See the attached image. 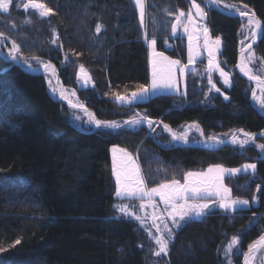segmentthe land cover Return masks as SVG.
Here are the masks:
<instances>
[{"label":"trees","instance_id":"trees-1","mask_svg":"<svg viewBox=\"0 0 264 264\" xmlns=\"http://www.w3.org/2000/svg\"><path fill=\"white\" fill-rule=\"evenodd\" d=\"M25 1L12 0L8 13L0 11V33L16 43L23 61L35 57L51 63L61 84L74 89L96 119L120 124L147 116L173 130L195 123L206 138L232 130L252 136L264 131V112L250 97L253 84L235 70L243 21L212 9L208 0L195 2L206 12L210 34L221 37L219 58L232 84L217 83L227 99L217 92L206 96V79L191 71L185 94H158L131 104L117 101L115 94L147 85L145 34L159 51L185 60L184 40L172 39L171 28L193 0H145L143 25L133 0H41L53 10L46 17L23 9ZM216 2L225 11L236 12L224 6L235 5L261 21L263 35L253 50L264 78V0ZM165 43L174 46L167 49ZM81 65L92 78L90 88L77 87ZM70 115L68 105L49 94L42 74L0 56V264H227L220 249L232 237L238 238L239 251L229 264H241L248 246L264 235V152L256 146L264 137L243 147L167 145V136L150 135L143 125L83 130ZM112 146L137 151L150 187L194 169L255 163L254 173L225 182L233 197L257 203L212 209L186 221L175 231L167 257L157 258L143 229L116 213ZM258 254L264 264V249Z\"/></svg>","mask_w":264,"mask_h":264},{"label":"snow or ice","instance_id":"snow-or-ice-1","mask_svg":"<svg viewBox=\"0 0 264 264\" xmlns=\"http://www.w3.org/2000/svg\"><path fill=\"white\" fill-rule=\"evenodd\" d=\"M12 0H0V11L3 13L9 12L10 4ZM210 3L215 4L216 0H210ZM136 6L140 10L141 23H143L144 17V4L143 0H135ZM218 6V5H217ZM232 10H235L239 16L248 17L247 25L244 26V29H251V37L253 41L256 39L258 30L261 28V22L255 18L254 14L249 16L247 11L241 10L235 5H224ZM25 9H34L38 11L39 16L46 17L49 14H52L53 10L41 0H28L27 3L23 5ZM192 8L195 9V15L204 18L206 15L204 10L200 7V4L196 3L193 0ZM185 13L181 11L179 15L176 16V24L172 25L173 34H175L177 26L180 23L181 17ZM189 25H192V32L196 31L194 25V19L191 9L187 14ZM101 28L97 25V32H100ZM243 30V29H242ZM184 31L189 33V44H188V60L189 63L193 62L195 56L200 55L201 45L198 43L200 36H193L192 32H189V27L186 25ZM202 35L204 37L203 48L208 52V83L215 89L217 92L220 91L219 88H216V85L213 83L211 73L213 71H218L220 76L223 78L224 84H229V74L220 67L219 63L216 61L215 53L220 45L219 38L212 40L208 34V29L204 27L202 29ZM145 39L151 48V54L149 58V63L152 69V82L150 88H145L144 85H140L137 91L131 93V96L115 94V99L121 103L131 104L134 101L140 100L146 95L149 90L156 91L159 89H176L179 91V87L176 81V71L177 65H180L179 60H172L169 57L165 56L163 52L156 51V40L151 39L147 40V34H145ZM247 39V37H246ZM196 40L197 43H193ZM3 42V33H0V43ZM53 43H56L54 40ZM243 44L244 42L241 41ZM245 48H241V62L238 65L240 71L252 81H255L257 86L260 88L262 95L257 97L255 90L253 91V98L258 100L261 103V106H264V79H261L260 75H252L251 70L248 68V63L245 61ZM20 51L19 47L15 42L12 43V48L9 52L12 60H16V53ZM247 51L249 53L247 61L250 62L254 55L252 53V45H247ZM36 59L37 64L41 65L46 73H51L52 76H55V67L51 64H45L43 61ZM24 63H28L27 60ZM184 67H180L179 71L181 74L184 72ZM80 73L84 82L87 83L90 80V76L87 71L84 69L83 65L80 66ZM51 86V80H49ZM55 91V89H53ZM61 97H64V92H60ZM74 95V93H73ZM227 99V97H225ZM73 108H81L87 113V109L83 108V105L71 104ZM89 116V122L95 124L97 128H119L121 125L115 121H102L96 119L93 113H87ZM79 119V117H77ZM147 123L149 128L153 131L154 121L148 119L147 116H141L139 118H133L131 120L125 121V124L128 125H139L141 123ZM166 131L171 132L167 124L163 125ZM198 127V126H197ZM243 131V130H240ZM247 139L239 140L235 135H233L232 143L239 144L241 146L247 144L249 140L253 139L251 133H243ZM173 139L186 140L187 135L177 136L175 133H172ZM215 139V138H212ZM262 150H264V144L259 145ZM255 164H246L243 166V169H225L222 166L209 167L206 172H187L183 175V183L180 180L172 178L170 181H165L159 183L155 187H147L145 183V178L141 173L139 165L136 163L135 159L131 153L127 150L113 147L112 148V174L115 177V196L117 198H129V199H139L141 203L139 204L140 211H144L146 208L152 209L150 213H147V219H150L152 222V227L156 229L159 235H153L150 230L149 236L155 240L156 244L159 246V250L155 253L160 255L161 253L167 254L168 250V240L164 238L163 233H167L168 237H172V229L168 227L167 222H165V214L167 218L172 221L174 227H180L181 221H185V218L191 219L192 216L200 217L205 214V210L209 209V203H204L201 201L205 200H216L218 199V206L226 210H235L236 206L239 205H248L247 200L239 199H230L231 190L224 186L223 178L224 173L227 172L229 175L236 174L240 171H247L248 169L255 170ZM159 198V202L163 204V212L157 203L156 198ZM120 212L126 215H135V213L130 212L127 205L117 204L114 205ZM135 218L145 224V217L136 215ZM160 221V223H157ZM163 224V229L161 228ZM15 243H19L17 240ZM238 243L236 237L232 238V241L228 245V248L225 250L226 255L233 250V246ZM264 249V235L259 236V238L248 246V251L243 253L244 255V264H251V259L255 252L258 250ZM4 249H0L3 251Z\"/></svg>","mask_w":264,"mask_h":264},{"label":"rangeland","instance_id":"rangeland-1","mask_svg":"<svg viewBox=\"0 0 264 264\" xmlns=\"http://www.w3.org/2000/svg\"><path fill=\"white\" fill-rule=\"evenodd\" d=\"M133 1L135 3V0H133ZM27 2L28 1H25V3H27ZM144 3H145V0H143V4ZM192 3L193 2H191L190 9H191L192 14H193L194 25H195L196 31L192 32V25H189V21H188V18H187V14H188V12L190 10L189 9L187 12H184L185 15L183 17H181L180 23L177 26V29H176V32H175L176 33L175 34L176 37H181L184 40L185 60L182 61L178 57H170L166 53H164V55L169 57L170 59L179 60L180 61V65L176 66L177 67L176 81H177V84H178V87H179V91H177L176 89H159V90H156V91L149 90V92L146 95H144V97L142 99L134 101L133 103H139V102H142V101H146L150 97L156 96L158 94H185L186 74L188 72H191V71L198 73L200 75V77L204 78V80L206 79L208 87H206L207 85H205V84H203V86H202V91H204L206 96H209L210 94H212L214 92H217L208 83V75H209V73L207 71V69H208V52H207V50L205 48H203L204 37L202 35V28H201L202 26L203 27L205 26V18L206 17L201 19L200 17L196 16L195 15V9L192 8ZM208 5H209V3H208ZM22 8L25 9L24 7H22ZM137 11H138V15H139V21L141 23L140 10H139L138 7H137ZM180 12L181 11H179L177 15H179ZM247 20H248V18L242 19L243 22H242V26H241V30H240V42H239L240 43V49L242 47H245L251 41H253V39L251 37V29H244V26L247 25ZM176 23H177V21H176V18H175V21H174L173 24H176ZM141 24L142 25L144 24V17H143V23H141ZM186 25L189 27V32H192L193 36H196V35L200 36L199 41H198V43L201 45L200 55L195 56L192 63H189V60H188V44H189L188 37H189V33L184 31V27ZM208 34H209V36L211 37L212 40H215L216 38H219V40H220V45H219V47H218V49H217V51L215 53V58H216V61L219 63L220 67L223 68V70L229 74V80H230L229 84H224L223 78L220 76L219 72L218 71H213L211 73L213 83L216 85V88H219V84L217 82H219L221 84L222 88L223 87L224 88H229L231 86V84H232L231 75L221 65L220 58H219V54H220L221 47H222L221 37L212 36L209 31H208ZM258 34H259V30H258ZM258 34H257V36H258ZM246 37H247V39H246ZM6 38H8V37L3 35V42L0 43V56H2L5 60L11 62L12 64H15V65L21 67L22 69H24L25 71H28V72H39L43 68L41 65L37 64L36 59H33L34 57H29V58H31L32 61H28L27 64L24 63V61L22 60L23 57L21 56V52L16 53V56H17L16 60H12L11 56L9 55V52H10V50L12 48V43L13 42L9 38H8V40ZM241 41H243L244 43L242 44ZM193 43L195 44V43H197V41L194 40ZM173 46L174 45H172V44L169 45V43H165V48H167V49H170ZM146 47H147L148 83L145 86V88H150V85H151V82H152V69H151V65L149 63V58H150V54H151V48L149 47V44H148L147 41H146ZM155 47H156V45H155ZM156 51L162 52V51H159L157 48H156ZM252 53L254 55V58L250 62L247 61V57L249 55L248 51H246L244 53L245 61L248 63V68L251 70V74L252 75H260V77L262 78V66H261V63H260L258 57L256 56L255 51L253 50V48H252ZM43 63H45V62H43ZM45 64H51V63H45ZM183 66H186V67H184V72H183V74H181L180 71H179V68L183 67ZM87 73L90 76L88 71H87ZM242 74H244V73H242ZM42 75L45 78L48 92L53 98H57L59 100H65V101H67L69 103L71 102V104L80 105V103L77 100V96H76V93H75L74 89L63 86L61 84V81L59 80V77H57L56 71H55V76H52L51 73H46L44 70L42 72ZM49 80H51V86L49 84ZM76 84H77V87L81 88V89L90 88L93 85L91 76H90V80L87 83L84 82V79L82 78V74L80 73V66H79V68L77 70ZM53 89H55V91H53ZM254 90L256 92L257 97H260L262 95L261 90L257 86V84H253V87L250 90L251 100H252L253 104L258 109H260L261 111L264 112V106H261V103L258 100L253 98V91ZM61 91L64 92V97H61V95H60ZM73 93H74V95H73ZM217 93L222 94V96L224 98L227 97V95L224 94L221 90L219 92H217ZM127 96H131V93L129 95H127ZM81 105H83V104H81ZM68 108L70 109V114H71L70 115V121H71V123L74 126L80 128V129H83V130H90V129H93V128H97L95 126V124L89 122V116H88L87 113H91L90 111H87V113H86L81 108H73L71 106L70 107L68 106ZM77 117H79V119H77ZM142 125L147 128L148 134H150V135H152L154 132H159V133L167 136L168 137L167 145H170V144L171 145H177V144L180 145L182 143L190 144V146L191 145H204L205 142L209 141L210 143L208 144V147L211 148V147L219 146L220 144L218 143V141H221L223 143H227V144H230L232 146L243 147L244 145L241 146L239 144H233L231 142L232 138H233V135H235L239 140L247 139V137H245L243 132L240 131V130H232V131H229V132H227L225 134L218 135L216 137L215 136H210V137L206 138V137H204L202 135L199 127H197V125L195 123H186V124L178 127L177 129H174V130L170 128L172 130L171 132L166 131L164 129V127L162 125L158 124V123H156V124L154 123L153 124V128L155 129L154 131L151 128H149V126L147 125L146 122L145 123H141L139 125H128V127L137 128L138 126H142ZM157 125H159V127ZM100 128L101 129L114 130L113 128H105V127H100ZM172 133H175L177 136H183V135L186 134L187 135V139L186 140L173 139ZM260 137H264V132L260 134ZM212 138H215V139H212ZM259 145H261V144L260 143L256 144L257 148L261 151V153H263L264 150H262L260 147H258ZM117 147H119V146H117ZM119 148H122V147H119ZM122 149H125V148H122ZM125 150H127V149H125ZM127 151L132 154L133 159H135L136 163L139 165V167L141 169V173L143 175V171H142V167H141V164L139 162V159H138L137 151H134V152L133 151H129V150H127ZM246 164H255V163H252V162L244 163L243 165H241L240 167H237V168L243 169V166L246 165ZM205 169H194V170H190V171L191 172H200V171H204ZM254 171L252 169H248L247 171H243L241 173H254ZM187 172H189V171H187ZM187 172H185V173H187ZM241 173H239V174H241ZM183 175L180 178H178V180H180L181 183L183 182ZM234 176H236V175H234ZM112 177H113L114 185H115V188H116L115 177L113 176V174H112ZM227 177H230V176H227ZM227 177H224V185H225V187L229 188V186L225 182V179ZM145 183H146V181H145ZM146 185H147V183H146ZM147 187L151 188L148 185H147ZM153 187H155V186H153ZM114 198H115V204L114 205H117V204L127 205L128 208H129V211L135 213V215H126V214L120 212L116 207H114L115 210H116V213L118 215H120V216H124V217H127L129 219L134 220L138 224V226L141 229H143V231L147 234L149 240L151 241L153 254L157 258H160V257H162V258L165 257L166 258L167 254H165V253H161L160 255H156L155 254L159 250V246L156 244L155 240L152 239L151 236H149V231L148 230H150L153 235H159L160 234V233H157L156 229L152 227L151 220L147 219V216H146V214L150 213L152 211V209L146 208L144 211H140V209H139V204L141 203L140 200H138L135 203L134 202H123L121 200V198H117L115 196V191H114ZM230 199L247 200V199H244V198L233 197L232 193H231ZM156 200H157V203H158V205H159V207L161 209V212H163V204L159 202V198L158 197L156 198ZM247 201L249 202L248 205H239V206H236L235 209L247 208V207L250 206V204H256L257 203L256 199H254V198L253 199H248ZM201 202L206 203V200L205 201H201ZM207 203H209L210 207H209V209L205 210V214L208 211L212 210L213 209L212 207L220 208L218 206V201L215 204H213L211 201H209ZM220 209L221 210H226V209H222V208H220ZM229 210L232 211L231 209H229ZM205 214L201 215L200 217H196V216L193 215L191 219H200ZM136 215L145 217V224L142 225L141 222L138 221L135 218ZM188 220H190V219H188L186 217L185 221H181V226ZM165 222H167L168 227L172 229V233H173L171 238L168 237L166 232L163 233L164 238L168 240V248H169V245H170V243H171V241L173 239L174 233L179 227L178 228L174 227L173 224H172V221L169 218H167L166 214H165ZM157 223H160V221H157ZM161 228L163 229V224H161ZM232 238H230L220 249L221 258L227 264H229L231 262L232 255L239 251L238 250V243H237L236 245L233 246V250L226 255L225 250L228 248V245L232 241ZM236 239L238 241L237 237H236ZM167 253H168V250H167ZM158 260H160V259H158ZM261 260L262 259H261V255L260 254H258V253L254 254L252 259H251V264H262ZM156 264H164V263H161V262L157 261Z\"/></svg>","mask_w":264,"mask_h":264},{"label":"water","instance_id":"water-1","mask_svg":"<svg viewBox=\"0 0 264 264\" xmlns=\"http://www.w3.org/2000/svg\"><path fill=\"white\" fill-rule=\"evenodd\" d=\"M208 3H209V6H210L212 9H214V10H216V11H218V12H220V13L226 15V16L233 17V18H238V19H246V18H248V17H241V16H239V14H238L237 12H230V11H225V10H223L222 8H220L219 6H217V5H218L217 2H216L215 4H213V3H210V0H208ZM248 14H249V16L253 15V13H251V12H248ZM254 16H255L256 19L259 20V18H258L255 14H254ZM259 21H260V20H259ZM260 22H261V21H260ZM262 35H263V25H262V23H261V28H260V30H259V34H258V36L256 37V39H255L254 41H251V42L249 43V44L252 45V48L255 47V45H256V44L258 43V41L261 39ZM6 39L8 40V38H6ZM247 45H248V44H247ZM247 45L244 47V48L246 49L245 52L247 51ZM63 60H66V58L64 57ZM240 62H241V49H239V51H238V55H237V63H236V65H235V70H236V72L238 73V75H239L240 77L244 78L245 80H247L248 82H250V83H252V84H256L255 81L250 80V79L248 78V76H246V75H244V74L241 73V71H240V69H239V67H238V65L240 64ZM43 70H44V69L42 68V69H41L39 72H37V73H38V74H42ZM55 71H56V73H57V70H56V69H55ZM57 77H58V73H57ZM261 79H264V78L262 77ZM61 101H62L63 103H65V104H67V105L70 106V103H69V102H67V101H65V100H61ZM83 108H86V107H83ZM86 109H87V108H86ZM87 111H90V110L87 109ZM90 112H91V111H90ZM151 120H152V119H151ZM152 121H154V122H156V123H160L158 120H157V121L152 120ZM160 124H161V123H160ZM127 125H128V124L122 123L121 126H120L119 128L124 127V126H127ZM263 132H264V131H262V132H260V133H257V134H254L253 139L250 140L248 143H251V142L254 141V139L257 138V137H260V134L263 133ZM208 143H209V141L205 142L204 145H200V146H201V147H206V146L208 145ZM218 143H219L220 145H230V144H227V143H223V142H221V141H218ZM180 145H181V146H190V144H187V143H182V144H180ZM261 250H262V249H261ZM261 250H258V251L255 252L254 254H257V253L260 252ZM247 251H248V248L245 250L244 253H246ZM241 264H244V255L242 256Z\"/></svg>","mask_w":264,"mask_h":264},{"label":"crops","instance_id":"crops-1","mask_svg":"<svg viewBox=\"0 0 264 264\" xmlns=\"http://www.w3.org/2000/svg\"><path fill=\"white\" fill-rule=\"evenodd\" d=\"M136 5V4H135ZM137 7V6H136ZM145 16H146V14H145V3H144V23H145ZM176 34V33H175ZM175 34H173V31H172V28H171V35H172V39H175L176 38V36H175ZM113 147H117V146H112L111 148H110V156H111V163H112V148ZM119 148V147H118ZM214 166H217V165H214ZM214 166H209V167H214ZM219 166H221V165H219ZM209 167H207L204 171H200V172H206L207 171V169L209 168ZM223 167V166H222ZM223 168H225V169H231V168H226V167H223ZM233 169V168H232ZM236 169H239V168H236ZM241 172H243V170L242 171H240V172H238V173H236V174H232V175H229V173H227V172H225L224 173V177H227V176H234V175H238L239 173H241ZM183 183V182H182ZM223 184H224V178H223ZM225 186V185H224ZM121 200L123 201V202H137L139 199H129V198H127V197H125V198H121ZM209 201H211L213 204H215V203H217V201H218V199H216V200H206V203L207 202H209ZM213 209H220V208H218V207H212ZM190 220H192V219H190Z\"/></svg>","mask_w":264,"mask_h":264},{"label":"built area","instance_id":"built-area-1","mask_svg":"<svg viewBox=\"0 0 264 264\" xmlns=\"http://www.w3.org/2000/svg\"><path fill=\"white\" fill-rule=\"evenodd\" d=\"M206 16V15H205Z\"/></svg>","mask_w":264,"mask_h":264}]
</instances>
